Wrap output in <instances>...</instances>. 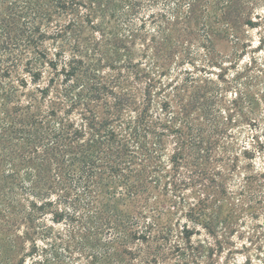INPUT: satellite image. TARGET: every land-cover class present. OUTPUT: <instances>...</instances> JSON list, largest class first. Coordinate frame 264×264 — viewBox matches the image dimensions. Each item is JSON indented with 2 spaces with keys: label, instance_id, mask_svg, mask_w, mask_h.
<instances>
[{
  "label": "trees",
  "instance_id": "16d2710c",
  "mask_svg": "<svg viewBox=\"0 0 264 264\" xmlns=\"http://www.w3.org/2000/svg\"><path fill=\"white\" fill-rule=\"evenodd\" d=\"M263 5L0 0V264H159L172 234L161 215L188 187L196 201L186 216L209 234L238 218L245 187L264 171L226 193L238 158L220 141L232 113L247 121L242 108L255 99L239 72L227 79L235 58L217 44L239 45L241 27L255 26ZM199 56L202 78L184 66ZM214 68L216 79L235 84L227 106ZM166 137L173 147L164 160ZM219 161L226 172L215 170ZM166 201L172 210L158 205ZM180 228L167 249L188 264L196 247L188 225Z\"/></svg>",
  "mask_w": 264,
  "mask_h": 264
},
{
  "label": "rangeland",
  "instance_id": "374dc122",
  "mask_svg": "<svg viewBox=\"0 0 264 264\" xmlns=\"http://www.w3.org/2000/svg\"><path fill=\"white\" fill-rule=\"evenodd\" d=\"M257 12L259 18H255V15H252L253 20L257 21L255 26L244 25L241 27L239 45L232 49V45L229 46L226 42L217 44V50L221 54L229 55L228 59L232 61L235 58L236 67L228 71L226 74L228 76L227 79L231 80L236 72H239L240 81L244 86V94L255 99V103L242 108L249 115L247 118L249 123L241 119L238 113H232L233 124L229 125L230 136L222 138L220 141L221 143L222 141L225 143L230 142L232 145H230L226 155H229L231 159L236 157V155L238 158V169L229 174L225 182L226 193H235L243 188L245 175H249L251 172L261 173L264 171V5ZM234 52H236L238 57H234ZM200 57L202 56L194 60V64L185 63L184 65L197 78L204 77L206 75L205 71H208H203ZM173 69L177 70L175 66H173ZM214 69L211 70L212 73L210 74L215 83L213 87L219 91L218 93L222 97V103H224L222 106H227L229 101L235 97V84L232 83V88L227 87L220 79H216L218 68ZM179 73L180 76L177 82L180 84L187 75L183 72V68ZM238 87L241 88L242 86ZM153 106L152 113L153 117H155L160 111L155 105ZM128 113L129 111L124 114L129 116L133 112H130L129 115ZM195 115L193 113V116ZM172 143V139L166 137L165 146L162 150V159L166 160L172 153ZM221 143H219L220 146L222 145ZM217 145V153L220 152V156H223L224 154H221L222 148L217 147ZM242 151H247L248 154L245 156ZM220 165H223V162L219 161L215 165V170L219 169L223 172L224 170ZM163 187L164 182H161L159 186L161 193L164 191ZM191 189L190 187L183 189L180 196L176 197L178 204L174 212L169 214L163 212L165 215H161L159 224L163 225L168 222L167 224L172 227V234L169 236L168 246L163 248L162 258L158 263H177L180 257L177 254H172V250L170 248L167 249V247L172 241L179 239L175 235L181 229L180 226L185 224L191 230L190 243L196 247L193 252L195 256L188 259V264H264V179L254 181L249 188L245 187L244 195L247 197H243V201L240 202L242 208L240 216L238 218L234 217L230 222L216 227V235L209 234L206 228L186 216L189 206L196 201V196ZM181 195L183 196L182 198H180ZM159 197L161 196L155 193L151 203L153 202L154 204V200H159ZM235 197L237 196L234 195ZM171 201L160 202L158 205L162 204L172 210L174 202ZM221 209V216L227 214L228 208L226 204ZM46 222L50 223L49 221ZM38 243L42 245L40 241ZM24 264H29L28 257L25 258Z\"/></svg>",
  "mask_w": 264,
  "mask_h": 264
}]
</instances>
